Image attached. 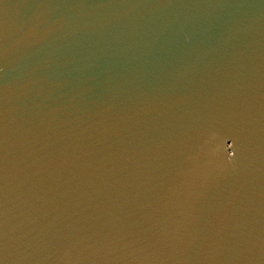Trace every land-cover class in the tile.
<instances>
[{
  "label": "water",
  "instance_id": "95a60500",
  "mask_svg": "<svg viewBox=\"0 0 264 264\" xmlns=\"http://www.w3.org/2000/svg\"><path fill=\"white\" fill-rule=\"evenodd\" d=\"M0 264H264V0H0Z\"/></svg>",
  "mask_w": 264,
  "mask_h": 264
}]
</instances>
